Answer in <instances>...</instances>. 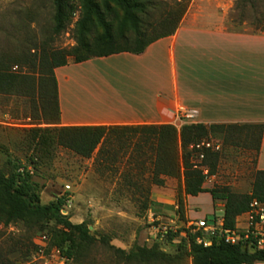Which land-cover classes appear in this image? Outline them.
<instances>
[{
  "label": "trees",
  "instance_id": "trees-1",
  "mask_svg": "<svg viewBox=\"0 0 264 264\" xmlns=\"http://www.w3.org/2000/svg\"><path fill=\"white\" fill-rule=\"evenodd\" d=\"M49 1L52 7L51 32L53 36H58L66 30L75 13L74 0ZM248 2L250 0H237L238 7ZM78 3L79 13L73 24L75 44L63 50H42L38 63L33 65L36 72L32 76L13 70L27 60L24 55L0 56V96L27 101L29 118L31 124L35 125L26 130L22 142L31 151L27 158L28 166H16L9 160V170H0V224L8 226L22 222L29 230L46 231L50 246L76 264H87L89 253L97 245L110 252L116 264H172L184 257L190 258V264L264 263V250L249 251L217 239L210 246L204 247L195 241V236L189 234L187 229L174 255L162 251L157 244L149 247L134 245L125 251L110 244V235L96 236L90 232L87 222L73 224L68 217L61 215L65 198L40 204L38 185L32 179L37 163L50 159L56 147L70 150L81 158H90L97 146L105 144L109 133L118 135V138L128 134L126 140L138 135L139 141L133 148L137 157L129 156L128 160L133 163L138 161L139 169H144L145 162H149L151 184L162 187L165 178L176 179L182 181L184 196L196 197L208 193L213 206L217 201L222 202L224 228L234 227L236 217L248 210L251 200L264 202V171H252L249 193H232L228 187L206 189L203 186L206 176L194 168L197 155L190 148L203 140H210L211 134L221 132L225 144L227 140H239L242 137L254 143L256 163L263 130L261 124L205 126L192 123L184 124L179 129L170 124L130 127L58 126L56 68L124 52L140 54L155 41L171 36L187 10L185 4L177 12H168L155 23L145 25L142 18L149 10L145 0H78ZM157 28L160 30L157 31ZM40 124L47 127H37ZM203 155L201 165L208 168V176H211L215 172L219 152L204 150ZM140 192L143 197L141 208L146 211L154 202L149 200L148 189ZM176 204L178 212L182 214L184 201L181 195H178ZM174 237L176 235H171L169 240Z\"/></svg>",
  "mask_w": 264,
  "mask_h": 264
},
{
  "label": "rangeland",
  "instance_id": "rangeland-1",
  "mask_svg": "<svg viewBox=\"0 0 264 264\" xmlns=\"http://www.w3.org/2000/svg\"><path fill=\"white\" fill-rule=\"evenodd\" d=\"M145 1L149 10L142 19L147 25L160 20L168 12H177L185 4L188 10L192 0ZM208 2L225 10L223 19L228 30L264 34V0H250L239 7L237 0ZM74 5L75 13L66 30L53 36L49 0H0V56L24 55L27 60L13 70L32 76L42 50H63L75 44L73 24L79 13L78 0H74ZM99 68L111 85L121 89L122 79L115 70H121L122 64L109 62ZM33 127L27 101L0 96V170H9V160L16 166H28L31 151L22 142L26 130ZM117 136L109 133L105 144L97 146L87 159L56 147L50 159L38 162L32 179L38 185L40 204L65 198L61 215L68 217L73 224L87 222L90 232L96 236L110 235V244L116 248L129 251L134 245L149 247L157 244L162 251L172 255L179 250L178 246L186 236L185 230L192 222L203 217L207 221L222 217L223 203L217 201L211 206L205 194L192 197L194 199L186 203L182 181L165 178L162 187L151 184L149 162H145L144 169H139L138 161L128 160L129 156L137 157L133 148L139 141L138 135L129 140H126L128 134L122 138ZM222 137L221 132L209 136L210 140L220 144L219 159L215 172L208 176L203 186L206 189L228 187L236 194L249 193L251 173L255 169V144L243 137L227 140L225 144ZM154 186L157 189L154 195L161 198L157 202L150 199ZM147 189L149 200L154 204L143 211L140 191ZM178 195L184 201L182 214L177 210ZM171 235L176 237L169 240ZM87 261V264H116L114 256L100 245L91 250ZM0 264L76 263L50 246L46 231L29 230L22 222H14L8 226L0 224ZM172 264H190V258L184 257Z\"/></svg>",
  "mask_w": 264,
  "mask_h": 264
},
{
  "label": "crops",
  "instance_id": "crops-1",
  "mask_svg": "<svg viewBox=\"0 0 264 264\" xmlns=\"http://www.w3.org/2000/svg\"><path fill=\"white\" fill-rule=\"evenodd\" d=\"M208 1L192 0L176 31L140 54L56 68L58 126L177 127L178 107L197 111L193 124H261L255 170L264 171V34L228 30L225 10ZM109 62L122 64L121 89L100 71Z\"/></svg>",
  "mask_w": 264,
  "mask_h": 264
},
{
  "label": "built area",
  "instance_id": "built-area-1",
  "mask_svg": "<svg viewBox=\"0 0 264 264\" xmlns=\"http://www.w3.org/2000/svg\"><path fill=\"white\" fill-rule=\"evenodd\" d=\"M197 116L196 110L183 107L177 108V121L180 125L192 124ZM195 150L197 159L194 168L199 169L208 178V168L201 165L203 151L218 152L220 144L212 140H203L190 146ZM189 234L195 236V241L204 247L210 246L215 239L225 244L241 246L249 251L264 250V202L251 200L246 212L235 219L231 229L223 227L222 217L207 221L206 218L195 220L187 228Z\"/></svg>",
  "mask_w": 264,
  "mask_h": 264
},
{
  "label": "water",
  "instance_id": "water-1",
  "mask_svg": "<svg viewBox=\"0 0 264 264\" xmlns=\"http://www.w3.org/2000/svg\"><path fill=\"white\" fill-rule=\"evenodd\" d=\"M89 228V230L91 229V227H88Z\"/></svg>",
  "mask_w": 264,
  "mask_h": 264
}]
</instances>
